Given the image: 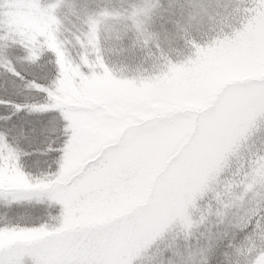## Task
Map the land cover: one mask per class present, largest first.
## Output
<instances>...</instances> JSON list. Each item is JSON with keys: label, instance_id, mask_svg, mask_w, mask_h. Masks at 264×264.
<instances>
[{"label": "snow or ice", "instance_id": "6c2138e0", "mask_svg": "<svg viewBox=\"0 0 264 264\" xmlns=\"http://www.w3.org/2000/svg\"><path fill=\"white\" fill-rule=\"evenodd\" d=\"M0 264H264V0H0Z\"/></svg>", "mask_w": 264, "mask_h": 264}]
</instances>
